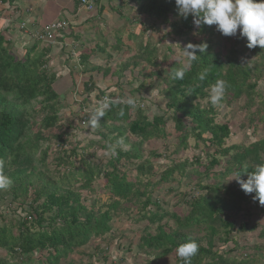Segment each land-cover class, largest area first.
Listing matches in <instances>:
<instances>
[{"label": "trees", "instance_id": "trees-1", "mask_svg": "<svg viewBox=\"0 0 264 264\" xmlns=\"http://www.w3.org/2000/svg\"><path fill=\"white\" fill-rule=\"evenodd\" d=\"M124 1V8L128 7L129 11L131 7L136 8L141 16L138 23L142 33L128 37L129 42L135 39L134 48L126 44L131 54L118 70L109 72L106 67L94 71L105 79L112 77L114 85L123 81L124 86L130 88L138 82L125 97H119L124 100L136 94L145 108L133 109L113 103L100 119L96 129L98 139L88 140L83 147H80L83 140H74L71 147L69 138H74L77 131L86 132L84 127L73 122L63 129L58 124V113L67 106V101L59 105L60 95H65L56 92L58 79L55 73H49L54 65L50 48L41 47L39 41L24 44L23 47L27 46L18 58L12 50L13 44L0 33V162H3L4 174L13 181L9 188L0 190V264H72L68 262L71 255L85 252L83 247L90 245L96 255L104 254L101 260L107 261L108 245L113 239L118 248L123 247L115 236L122 237L124 233L118 232L114 225L122 217L131 218L135 223H147L141 232L143 236L137 232L139 238L135 246L144 256H135V264H157L158 260L172 255L174 264H183L175 255V249L189 240L199 245L192 264H206V261L262 264L256 253L237 262L218 256L219 250L214 248L216 243L223 247L229 243L236 245L232 238L235 224L230 214H240L242 207L250 204L264 213L258 200L253 199L254 193L245 194L236 179L232 184L225 182L235 174L246 180V171L264 163V137L246 146H227L230 125L216 123L215 119L222 104L229 107L241 103L247 113L243 127L252 126L255 131L259 122L264 124V87H259L264 78V48H247V39L240 36L239 30L235 36H223L214 25L197 27L193 16L184 19L178 14L175 0ZM118 12L115 13L118 15ZM119 17L126 18L124 13ZM145 21L148 27L143 25ZM160 22L168 28L166 37L175 41L165 48L161 62L156 57V44L147 35V31H159ZM195 36L201 40L194 41ZM113 39L111 50H121L120 35L113 34ZM16 41L20 42L21 38ZM230 41L233 46L226 53L223 48ZM69 42L72 43L70 39ZM189 43L207 44L206 51L203 54L197 51L199 57L190 65L184 79L173 81L170 72L186 62L180 48ZM106 46L105 43L103 48H98L97 53ZM244 52L251 56L248 62L239 59ZM80 56L85 62L93 59L92 54ZM67 66L69 68V64ZM205 69L207 75L201 81L199 74ZM126 76L128 79L124 80ZM217 79L225 80L228 87L222 102L213 106L208 100L209 86ZM81 86L84 92L92 93L96 83L90 78ZM153 91L162 98L159 111L147 104ZM106 93L107 89H100L96 96H80L79 106L90 97V103H97ZM95 106L88 107V119ZM121 108L123 116L119 114ZM78 111L80 113L81 107ZM169 122L176 134L174 152L186 151L191 144L194 147L201 144L202 148L191 158L170 159L168 165L156 164L154 161L165 160L166 156L154 149L144 156L143 146L166 140L170 135L166 125ZM121 136L131 145L129 150L117 146V155L106 158L104 164L90 160L96 150L104 153L106 144H115ZM53 143L57 149L50 156ZM126 165L135 168L132 178H128L127 169H123ZM77 181L79 186L74 188L73 183ZM191 185L196 194L187 192ZM164 186L169 187L160 202L153 195ZM168 195L178 197L170 211L163 207ZM89 198L92 202L87 205ZM151 207L155 209L151 211ZM255 227L241 222L236 230L242 233L253 231ZM261 235L263 237L264 233ZM100 244H105L106 248L102 249ZM127 250L131 251L130 247ZM120 257L124 262L125 258Z\"/></svg>", "mask_w": 264, "mask_h": 264}, {"label": "rangeland", "instance_id": "rangeland-1", "mask_svg": "<svg viewBox=\"0 0 264 264\" xmlns=\"http://www.w3.org/2000/svg\"><path fill=\"white\" fill-rule=\"evenodd\" d=\"M52 4H56L57 9L60 8L62 1L54 3V1H51L48 3V6L50 7L49 10H53L54 6ZM120 7V6H119ZM117 7V5L113 2L112 5L110 6V10L108 7L105 6V10L107 11L108 15H104L105 19L103 20L102 18H99V29L93 31L90 29V32L85 34L82 33L78 35L80 40L78 41L77 45L80 47H89V51L94 52L93 55V60L95 65L89 67V68H80V67H74V64L77 61V57L75 55L74 58L69 54V53H62L58 50V48H55L52 51L51 54V63L54 62V60L57 59L59 61L60 66L65 65V64H70L73 67L70 69L68 67L60 68L59 71H64L68 72L69 70H72L76 76L73 77H62L58 79L56 82L55 90L59 93L62 94L65 89L66 93L68 94L67 96H61L60 95V106L64 104L67 101V106L62 107L60 112L58 113V117L60 118L59 125L63 127L66 125H69L70 123L76 122L77 124H80L79 121V111L78 108L79 106V99H80V94L82 92L81 85L83 82H86L87 77L90 75L88 72H93L96 76L95 80L92 79L96 83V88H99V90H104L107 89L109 92H113L112 94H104V95H109V96H119L123 95L124 97L131 92L130 89H135L138 86V82H134L130 88L124 86V82L122 81L121 83H118L117 85H114L113 82L114 80L112 77L108 76V78L105 79L103 75H99L97 71L91 70V69H97V68H109V72H113L118 70V66L120 64H123L124 61L126 62V56L131 54V50L127 53L126 51L121 52L120 54L117 53H112V50L110 49L111 44H113L114 39H113V34H118L120 37L126 42V36L128 34L133 35V34H139L142 33V27L138 26L137 21H134L135 16L127 9L128 7L122 9ZM99 8L98 6L95 9V12H98ZM137 10V9H136ZM116 11L118 12V15L115 13ZM47 11H44V17L50 18L52 15L50 13H46ZM94 12V13H95ZM122 12L125 14V16H128V20L125 21L123 18L119 17V14L122 15ZM90 14V12H88ZM111 15V16H110ZM84 17V13L82 14ZM141 17V16H140ZM98 19V18H97ZM96 19V20H97ZM159 22L156 24L158 28ZM143 25L145 27H148V22L145 21L143 22ZM159 31H147V35L151 38V42L153 44H156L158 51L156 52V57L158 61H162V54L163 51L165 50L166 47H171L172 45L175 44V41L169 39L166 37V33L168 31L167 26H164L160 22L159 26ZM67 34H70V32H67ZM192 37H189L188 39H191ZM134 40L131 39L132 42H129V45L131 47H134ZM161 41L162 43H159L158 41ZM201 37L195 36L194 41H200ZM76 42V41H75ZM85 42V43H83ZM108 45L104 49V55L103 54H96V50L98 48H103L105 43ZM31 44L32 40L31 38H26L25 44ZM103 44V45H102ZM27 46V45H26ZM21 47L20 44L17 45L16 49L12 45V50H14L15 54L17 55L18 58H20L23 54V48ZM233 46V41L228 42L225 44L223 51L227 53V51H230V49ZM65 50V49H64ZM75 51V50H74ZM109 52V53H108ZM106 53L109 54V57H105ZM56 57V59H54ZM239 59L243 62H248L251 59V56L247 53L244 52L242 55L239 57ZM172 60V58L170 59ZM159 62V63H160ZM185 63V62H183ZM57 69V68H55ZM54 71L50 72L53 73ZM55 73H58V70L55 71ZM60 74V73H58ZM86 75V76H85ZM128 77L126 76L124 80H127ZM73 82L76 84V88L73 89ZM156 85V83H154ZM263 84V86L261 85ZM119 85V87H118ZM131 85V83H130ZM259 87L263 88L264 87V78L263 80L259 83ZM72 88V89H71ZM71 89L72 95H70L69 91ZM114 89L115 91H112ZM96 93L99 94L100 91ZM154 95L150 98L148 101V105L151 106V109L154 111H159V103L162 100V98L158 95L156 91H153ZM126 94V95H125ZM95 95V96H96ZM79 96V97H78ZM138 95L134 94V97L136 101L138 99ZM83 98V96H81ZM93 98V97H92ZM63 99V101H62ZM81 100V99H80ZM146 104V106H147ZM218 115L215 119L216 123H228L230 125V136L229 139L227 140V146H236V145H249L252 144L253 142H256L258 140H261L264 137V124L259 122L258 124V129L254 131L253 127H243L242 123L246 119L247 113L242 109V104H235L231 106H226V104H222L218 109H217ZM134 113V110L132 111V114ZM57 124V125H58ZM170 122L167 123V127L169 128V133L168 137L166 140L160 142V141H152L150 143H146L143 146V151H144V156H146V153L149 152L150 149L156 150L158 153L165 155L166 158L165 160L158 159L157 161H154L156 164H164L168 165L171 160H182L187 157H192L195 154H199L201 151L200 149L202 148V145H198L197 147H194L193 144L190 145V148L187 149L186 151L180 150L177 153L174 152L175 146L177 145L176 143V134L172 132L170 129ZM62 129V130H63ZM84 131H77L75 133V137H70L69 138V144L72 147L74 140L76 142L78 140H83L80 141V147H83L88 140H97L98 136L96 133V129H90L88 125L84 127ZM67 146V145H66ZM56 148L55 143L52 144V148L49 150L50 156L53 154ZM97 148L95 147V150ZM126 150V149H125ZM96 154L94 153L95 157L93 159H90L93 161L95 164L97 163H102L104 164L106 161V158L108 159V156H105L104 153L101 151L96 150ZM50 161V160H49ZM225 160H222V163H224ZM124 170L127 169V177L132 178L133 175H135V168L131 167L129 165H126ZM120 170L122 168L120 167ZM233 176L228 177L225 182L226 184H232L235 183L236 181L234 180ZM74 188H77L79 186V182L73 183ZM239 185V184H238ZM174 186V185H173ZM240 186V185H239ZM169 187V186H168ZM167 186H164L162 190L155 191L153 197H158L159 201L161 202V199H163V194L164 190L168 188ZM184 189L181 188L182 192ZM187 192H193V185L188 187ZM186 192V191H184ZM158 194V195H157ZM196 194V193H195ZM165 199V203L163 205L164 208H166L168 211L172 210L174 208V204L176 201H178V197L175 195L167 196ZM92 202V198L88 199L87 205ZM242 211L240 214H230V220L235 224V232L232 234V238L234 237V241L236 242V245L234 243H229L225 247L221 243H216L215 244V251L219 250L218 256H222L224 259L229 258L230 260H236L237 262H242L246 258H249L251 255H258L261 258L262 264H264V236L262 237V233H264V213H261V211L257 208H254L253 204H250L249 206H243ZM260 208L264 210V206L260 205ZM155 207H151L150 210L153 211ZM183 213H181L182 215ZM250 214V215H249ZM166 221V220H165ZM163 221V223L165 222ZM168 222V221H167ZM241 222H246L249 227L251 226H256L253 231H247V232H242L239 233L237 232V228L241 224ZM162 223V224H163ZM169 224H172V222H169ZM115 227H117L118 232H121L124 235L122 237L120 236H115L116 240L121 241L120 244L123 246L122 248H118L119 246L117 243L115 244L114 239L111 241V243L108 245V259L107 261H103L100 258L104 257V254H98L96 255L95 250H93V247L87 246L83 247L82 250H85V252H76L75 254L71 255V259L68 260V262H72V264H135V259L138 257V255H143V253H138V250L136 248V244L138 243V238L139 232L143 231V229L147 226V223L145 221L141 223H135L133 220L130 219H125L122 217L121 220H119L117 223H114ZM151 233H153V230H150ZM140 236H143L141 234ZM107 245V244H106ZM102 249H105V244H100ZM131 251H128L127 248ZM258 248V250L254 248ZM86 248V249H85ZM260 249V250H259ZM88 250V251H86ZM92 255V257H91ZM246 255V256H244ZM122 256V257H120ZM136 256V257H135ZM39 257V256H38ZM36 257V258H38ZM120 258H125L124 262L121 261ZM120 261V262H119ZM37 262H41L40 259L37 260ZM123 262V263H122ZM231 262V261H230ZM157 264H174V258L172 256H168L163 258L162 260H158L156 262ZM36 264V262H35ZM60 264H66L65 262H61ZM206 264H211L209 261H206Z\"/></svg>", "mask_w": 264, "mask_h": 264}, {"label": "clouds", "instance_id": "clouds-1", "mask_svg": "<svg viewBox=\"0 0 264 264\" xmlns=\"http://www.w3.org/2000/svg\"><path fill=\"white\" fill-rule=\"evenodd\" d=\"M74 1H75L74 4L77 6V10H79V8H83L87 12H90L91 14L95 12L97 6L98 8H100V6H102L105 2L107 4L103 5L102 12L105 10V6L108 7V9L110 10V6L112 5L113 2L117 5V7L120 6L119 8L122 9H124V5H125V1L123 2V0L119 2L94 0L92 8L87 9L85 6L81 5L79 0H74ZM175 5L177 6L178 14L182 16L184 19H187L189 15L193 16L194 17L193 22L197 27H199L202 24L208 26L214 25L215 30L218 31L223 36H235L237 34V31L239 30L240 36L246 37L247 39V44H246L247 48L252 49L256 46H260L261 48H264V0H175ZM98 12L96 13L98 14ZM130 12L135 16L134 21L135 22L137 21V24L139 26L138 22L140 21L141 17L138 14L136 8L132 9L131 7ZM27 13H29V10H26V13L24 11L22 12L23 15H26ZM95 18L97 19L101 17L99 15L98 16L96 15ZM124 20L127 21L128 16H126ZM54 22H64V23L66 22L68 24V27L65 31L61 33V35L59 34L56 37L57 38L56 45L41 44V47L43 48L49 47L51 53L55 48H58L60 52L69 53L73 58H74L73 55H75L77 57V61L74 64V67L85 68V66H87V68H89L95 65L93 64L94 63L93 59H90L88 62L82 61L81 59L82 57L80 56V54H83L85 56L89 54L94 55V52L88 50L89 47L87 46L80 47L79 45H77L79 40L77 41L75 40L76 42L71 41L73 44L69 42V39L71 40V37H69V34L66 33L73 26L67 19L51 21L49 23L41 25L37 29H31L30 27L27 26L26 22L22 21L21 23H19L18 29L22 33L21 35L24 36L22 37L23 39L26 40V38H31L32 42H34L36 40L31 37V34H34L36 32L45 29V27L49 26ZM21 24H25L24 29L20 27ZM27 33H31V34L28 35ZM129 36L131 35L128 34L126 36V42L121 38L123 42L122 49L119 51L114 50L112 51V53L120 54L123 51H126L128 53L129 51L126 48V44H129L128 41ZM131 48L133 49L134 47ZM206 48H207V44L194 45L191 43L187 44L183 49L180 48L181 54L185 58L186 62L183 66L176 68L170 72L171 79L173 81L183 80L186 71L188 70L190 65L194 61H196L197 58L199 57L196 54L197 51L203 54L206 51ZM104 49L96 54L104 55ZM96 52H98V50H96ZM108 53H106L105 57H109ZM85 63H87V65H84ZM64 66L68 67L67 64H65ZM71 67L73 66L69 64V69ZM52 71H54L53 73H55L54 68L52 69ZM68 73L73 74L74 72H72V70H69ZM55 74H56V79H60L65 76V75L57 76V73ZM206 75H207V69H205L203 72L199 74V79L203 81ZM71 78H73V76ZM96 87L92 90V93L91 92L86 93L82 89L80 96H83V98L87 96H95L99 90V88ZM227 87H228L227 82L223 79H217L214 84H211L209 86L208 100L211 105L216 106L222 102ZM75 88H76V84L73 82V89ZM66 90L67 89L64 90L62 95L65 93ZM112 91L115 90L112 89ZM71 93L72 91L70 92V95H72ZM107 93L112 94L113 92L107 91ZM67 95L68 94L66 93L65 96ZM90 99L91 97L88 98L86 102L81 103L80 106L81 111L79 113L81 120L80 125L82 127H85L87 124L90 129L99 128L100 119L104 118L106 112L112 107L113 103H122L125 104L126 106L132 107L133 109L145 108L144 105L141 104L138 100L136 101L134 97H127L124 100H122L119 96L104 95L101 98V100L98 101L97 103H90ZM95 104L96 106L91 110L88 119L87 117L88 107L94 106ZM119 114L121 116L124 115L123 108H121ZM117 146H122L126 150H129L131 148V145L125 143V137L121 136L116 139L115 144H111V143L106 144L104 149V155L108 157H115L117 155L116 152ZM56 149L54 150V152L56 151ZM246 172H247L246 180L240 179V174H235L233 178L236 179L237 183L240 185V188L244 191L245 194L254 193L255 195L253 196V199L258 200L259 204L264 206V163H258L256 164L255 168L252 171L250 172L246 171ZM12 183H13L12 179L9 176L5 175L3 172V162H0V190L9 188ZM198 251H199V245L195 241L189 240L188 242L181 243L176 247L175 255L177 256V258L183 261V264H192V258L198 254Z\"/></svg>", "mask_w": 264, "mask_h": 264}, {"label": "crops", "instance_id": "crops-1", "mask_svg": "<svg viewBox=\"0 0 264 264\" xmlns=\"http://www.w3.org/2000/svg\"><path fill=\"white\" fill-rule=\"evenodd\" d=\"M51 1H54V3L62 1V4L59 9H57L56 4H52L54 9L49 10L50 7L48 6V3ZM26 10H29V13L23 15L22 12L24 11L26 13ZM45 10L47 11L46 13H50L52 15L50 18L44 17ZM83 13L84 17L82 16ZM105 14L108 15L106 10L101 13L100 17L105 19ZM96 15L98 16L96 12L88 14V12L83 8H79V10H77V6L71 0H0V33H2L3 36L8 39L10 44H13L15 47L14 49H16L18 44L23 47L26 42V40L22 38L24 37L21 35L22 33L18 30V25L22 21L26 22L27 26L31 29H37L41 25L51 21L67 19L73 26L70 30H68V32H70L69 37H71L70 41H77L80 40L78 35L82 33L87 34L90 32V29L93 31L99 29V18L96 20ZM20 38L21 41L17 42L16 40ZM84 65H87V63ZM53 68L55 71L58 70V73H60H57V76H76L74 73L69 74L68 72L59 71L60 68H64V65L61 64L60 66L59 61L54 60L52 69ZM85 68H87V66H85ZM88 73H90V75L87 77L86 81L90 78L95 80V74L93 72ZM65 94L66 91L64 95Z\"/></svg>", "mask_w": 264, "mask_h": 264}, {"label": "built area", "instance_id": "built-area-1", "mask_svg": "<svg viewBox=\"0 0 264 264\" xmlns=\"http://www.w3.org/2000/svg\"><path fill=\"white\" fill-rule=\"evenodd\" d=\"M82 6H85L87 9H91L94 3V0H79ZM21 28H25V24H21ZM68 27V24L65 22H54L49 26L45 27V29L36 32L34 34L27 33L28 35L31 34V37L34 38L36 41H39L41 44H48V45H56V37L63 31H65Z\"/></svg>", "mask_w": 264, "mask_h": 264}]
</instances>
